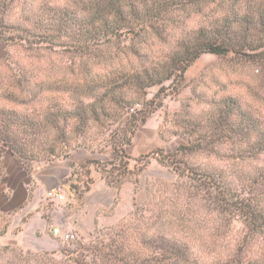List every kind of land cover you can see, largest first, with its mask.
Here are the masks:
<instances>
[{
	"label": "trees",
	"instance_id": "1",
	"mask_svg": "<svg viewBox=\"0 0 264 264\" xmlns=\"http://www.w3.org/2000/svg\"><path fill=\"white\" fill-rule=\"evenodd\" d=\"M0 41V63L11 62L0 69V182L7 153L28 169L93 143L114 157L73 171L82 170L85 188L92 166L118 193L154 159L177 177L147 181L133 221L99 232L72 264H202L198 243L212 255L207 264H264V93L249 89L250 102L193 88L176 122L166 130L165 117L160 130L165 141L187 143L137 158L127 152L162 107L155 100L164 83L184 80L205 53L253 64L264 89V0H0ZM169 41L172 48L156 54L153 45ZM18 47L27 54L11 61L9 49ZM43 51L64 60L44 63ZM71 54L78 66L65 61ZM155 86L161 90L148 100ZM237 221L242 233L231 238Z\"/></svg>",
	"mask_w": 264,
	"mask_h": 264
},
{
	"label": "crops",
	"instance_id": "2",
	"mask_svg": "<svg viewBox=\"0 0 264 264\" xmlns=\"http://www.w3.org/2000/svg\"><path fill=\"white\" fill-rule=\"evenodd\" d=\"M180 110L179 101L167 100L165 106L136 132L128 154L137 158L157 149L171 151L176 148V140L165 141L160 130L165 116ZM113 157L110 147L102 152L79 148L67 158L36 163L27 169L7 153L5 176L0 182V232H3L0 247L15 244L25 250L52 251L57 239L53 234L54 227L86 236L97 227L117 224L131 212L135 201L143 204L147 200L146 184L151 177L150 171L157 162L151 163L139 176L141 187L127 182L120 193L105 182L94 166L91 167L89 178L92 183L88 188L78 174L73 175V171L84 162H105ZM49 192L63 195V199L49 197ZM115 206L116 211L112 213Z\"/></svg>",
	"mask_w": 264,
	"mask_h": 264
},
{
	"label": "rangeland",
	"instance_id": "3",
	"mask_svg": "<svg viewBox=\"0 0 264 264\" xmlns=\"http://www.w3.org/2000/svg\"><path fill=\"white\" fill-rule=\"evenodd\" d=\"M12 11L13 12H11L10 14V18L12 20L15 19L12 16L13 13L14 14L17 13L18 17L20 16V9L18 7H16ZM169 43H171V41H169L168 43L165 42L155 43L153 47L156 50V54H161L162 52L163 53L168 52V49L170 50V48H172V46H170ZM9 50L13 52V54H11L10 56V59L12 58L11 61L17 59L20 60L21 57L24 56V54H27L26 52H23V50L19 47L10 48ZM6 51L7 50L5 45L0 41V60L5 57ZM42 53L45 59H47L44 61V63L49 62L50 60V62L57 64L58 61L64 60L59 58L62 56L51 53L49 51H43ZM66 56L67 58L65 59V61L68 64H70V60H72L74 63L73 66L79 65V59L77 56L73 54ZM234 59H235L234 55L232 54L228 55L227 57H219L217 55L210 53L203 54L198 60H196L191 65V67H189V69L187 70L188 72H186L185 74L184 80L178 78L176 81L170 80L165 82L163 85L164 89H162V93L160 94V99H156L155 101L156 102L161 101L163 103L161 108H163L165 106V102L167 100L169 101L171 98L173 100L179 101L181 103V110L179 113H181L183 104H187L190 98H193V88H196L198 92L206 93L209 96L213 95V93L216 92L217 90L220 92V94L236 93L246 98L247 101L251 100L248 93L249 89L254 88L253 90H251L252 92L264 93V89L258 87L260 85L262 87V81L260 82L259 79L256 81L255 76H253V69L250 66H254V65L250 64L249 62H246L245 60L239 61L237 59L235 60ZM32 62L33 61H29L28 64H23V63L22 64L25 66H30V63ZM44 63H41L42 66H45ZM10 64L11 62L8 63L7 65L6 61L3 62L2 64L0 63L1 71L6 72L5 70L7 68L5 66H10ZM222 85L226 86L225 90H222L223 89ZM160 90H161V86H155L150 88L148 90V100L151 101L154 100V97L159 93ZM256 104L259 105L258 103ZM174 115L169 114L165 116L168 120H167V126H165L164 129L169 130V127L171 128V124L173 122H176V118H174ZM168 132L169 131H167L166 133ZM174 139L176 140L175 142L177 146L180 145L181 143H187V139L185 137L183 138L177 137ZM93 144L94 145L92 146L91 149H97V151H99L98 149L103 148L102 146L99 147L100 143H96V144L93 143ZM199 159L209 163H211L214 160V159H207L205 156L199 157ZM153 162H157V164H155L152 167L150 171L151 177L148 178V181L151 180L154 183L158 181L160 183L171 184L177 180L175 173L166 164H163L161 163V161L155 159L152 160L151 163ZM117 163H119V161ZM135 165L136 162L131 161L130 169L134 170ZM81 171L82 170H78L77 171L78 174H81L82 173ZM141 174L139 176H141ZM139 176L138 177L132 176V178L130 177L128 182L134 183L137 188L141 187V184H139V182L137 184L134 182L135 179L139 180ZM135 205H142V204L135 201L131 212H129L126 216H124V218H122L117 224L110 227H97L95 228L94 231L90 232V234L86 236L78 235V240L76 242L73 243L65 242L62 241L60 238H57L54 247L55 249H52V251L33 250V249L25 250L21 246L15 244L1 246L0 264H72L71 257H73L74 259L79 257L80 254L82 253V246L83 245L88 246L93 244L96 240V237L100 236L99 232H103V231L107 232L108 228L116 227L119 223L125 221H128V223L130 224L133 221L131 215L135 211ZM114 211H116V206L112 209L111 212L114 213ZM242 227L243 226L239 221L234 222L231 238L239 237L240 234L242 233ZM200 245L201 243L194 245L193 247L194 252L195 254H197V256L201 257L200 260L202 264L205 263L207 264L211 262L212 255L209 256L208 254H205V251L202 248H200ZM62 251L63 253H61Z\"/></svg>",
	"mask_w": 264,
	"mask_h": 264
},
{
	"label": "built area",
	"instance_id": "4",
	"mask_svg": "<svg viewBox=\"0 0 264 264\" xmlns=\"http://www.w3.org/2000/svg\"><path fill=\"white\" fill-rule=\"evenodd\" d=\"M48 196L63 199V195H59L54 192H49ZM53 234L55 237L60 238L62 241L65 242L73 243L78 240V235L76 233L64 231L61 227H54Z\"/></svg>",
	"mask_w": 264,
	"mask_h": 264
}]
</instances>
